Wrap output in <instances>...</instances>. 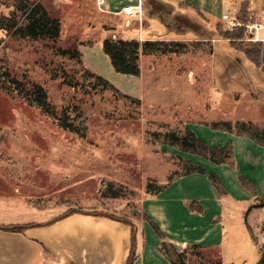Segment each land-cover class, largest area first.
Listing matches in <instances>:
<instances>
[{
	"label": "rangeland",
	"instance_id": "374dc122",
	"mask_svg": "<svg viewBox=\"0 0 264 264\" xmlns=\"http://www.w3.org/2000/svg\"><path fill=\"white\" fill-rule=\"evenodd\" d=\"M19 1L0 0V12H15L24 20ZM25 1L40 2L61 20L62 32L56 40L32 39L0 29V175L35 180L42 207L87 208L133 224L141 218L147 183L159 184L151 176H162L169 166L172 179L196 165L186 159L192 153L172 144L173 133L184 135L196 123L264 122V64L253 60L259 48L255 0H227L228 18L222 22L144 1L143 11L163 20L175 35L159 39L179 45L171 46L177 52L141 55L139 76L114 70L97 42L102 27L120 23H99L88 0ZM228 32L243 33L230 39L224 36ZM35 83L47 93L49 113L36 101ZM65 115L75 130L61 126ZM109 182L123 196L104 198ZM81 185L88 186L84 192ZM243 223L257 232L251 216ZM247 238L246 244L230 246L237 253L225 263L219 251L202 248H191L183 259L187 264H255V245L262 254L264 244L250 232Z\"/></svg>",
	"mask_w": 264,
	"mask_h": 264
},
{
	"label": "crops",
	"instance_id": "0c3cea01",
	"mask_svg": "<svg viewBox=\"0 0 264 264\" xmlns=\"http://www.w3.org/2000/svg\"><path fill=\"white\" fill-rule=\"evenodd\" d=\"M144 1L88 0L99 23L113 19L120 23L112 29L102 27L97 42L100 48L103 49V40L108 36L141 41L175 37L168 24L143 11ZM151 1L177 13L187 8L215 22L224 21L228 14L227 0ZM127 5L139 9L140 14L133 18L123 13ZM253 5L264 64V0H255ZM254 123L264 127V122ZM188 127L210 147L232 146V158L222 164L186 153L187 160L216 174L222 189L214 186L208 174L198 172L169 179L170 167H165L162 176H151L165 188L157 193L143 192L141 218L133 224L87 208L67 212L61 206L52 210L42 207L34 193L41 186L35 180H26L25 176L17 174L0 175L4 182L0 184V264H127L133 253L136 256L133 264H171L159 252L162 240L145 216L161 228L178 252H188L197 245L219 251L223 263L229 255L237 253L230 246L247 243L248 232L254 239L258 236L259 245L264 244V206H258L264 199V147L251 138L215 130L205 124ZM239 176L248 185H242ZM87 187L81 185L82 191ZM27 188L32 189L27 192ZM244 216L253 218L257 232L245 227ZM17 225L27 227L23 231L4 228ZM259 249L256 244L253 263L261 256ZM239 255L234 254V257Z\"/></svg>",
	"mask_w": 264,
	"mask_h": 264
},
{
	"label": "trees",
	"instance_id": "16d2710c",
	"mask_svg": "<svg viewBox=\"0 0 264 264\" xmlns=\"http://www.w3.org/2000/svg\"><path fill=\"white\" fill-rule=\"evenodd\" d=\"M17 9L24 11V20L19 21L15 12H13L9 16L0 12V29L9 31L10 33H12V35L20 36L23 38L30 37L32 39H40L47 37L48 39L56 40L60 37L62 32L61 20L59 18L52 17L40 2L29 5L27 1L20 0L19 4L17 5ZM242 33L243 32H228L224 34V36L225 38L234 39L239 38ZM178 45L179 43H177L176 41H165L161 39L145 40L141 42L139 39H115L112 36H108L103 40V52L109 58L116 72L129 76H139L141 72V55H149L159 51L163 53L177 52V49L171 46ZM253 60L258 65L262 64L260 45L257 50V55ZM88 74L94 77L97 81L108 84L101 75H97L90 71H88ZM13 82L17 83V85H21V83L16 79H13ZM1 88L8 89L6 84L2 81ZM32 88L33 92H35L37 103L42 107V109L49 113L50 104L48 103V96L45 89L41 85L36 83L32 85ZM68 119L69 117H67L66 115L61 117V126L65 129L75 130L74 125L70 123ZM209 127L215 130L226 131L239 136L251 138L256 143L264 147V127L261 128L252 122L236 121L235 123H233L230 121H222L209 125ZM172 137L173 145H177L184 151L199 155L217 164L229 162L233 155L232 146L218 148L210 147L205 141L198 138L195 133L189 129L186 130V133L184 135L179 136L173 133ZM194 172L208 174L214 186L218 190L222 189V185L218 176L214 173H208L204 168L200 166L191 164V167L187 169L184 174L186 175ZM239 180L242 185L246 186L247 181L242 176H239ZM115 187V183L109 182L105 192L103 193V196L112 198L123 196V193L115 189ZM164 188V185H159L157 183H153L152 181H149L146 185L147 192L150 193H157ZM260 202L264 203V199H262ZM106 216L123 221L112 215ZM145 219L151 224L155 233L162 240L161 245L158 249L159 252L164 254L169 259L171 264H187L183 259L186 252H178L174 245L166 239L161 228L148 216H145ZM26 227L27 226L24 225H17L4 228L13 231H23ZM198 247L199 246L197 245L194 246V248ZM135 257V253L131 254L127 264H133L135 261Z\"/></svg>",
	"mask_w": 264,
	"mask_h": 264
},
{
	"label": "built area",
	"instance_id": "2783aa9c",
	"mask_svg": "<svg viewBox=\"0 0 264 264\" xmlns=\"http://www.w3.org/2000/svg\"><path fill=\"white\" fill-rule=\"evenodd\" d=\"M122 12L127 14L130 17H133V18L137 17L140 14L139 9L135 10L134 6H132V5H127V6L123 7ZM227 18H228V16L225 15L224 20H226ZM230 23H232L231 20H230ZM256 28L258 29V27H256Z\"/></svg>",
	"mask_w": 264,
	"mask_h": 264
},
{
	"label": "water",
	"instance_id": "95a60500",
	"mask_svg": "<svg viewBox=\"0 0 264 264\" xmlns=\"http://www.w3.org/2000/svg\"><path fill=\"white\" fill-rule=\"evenodd\" d=\"M258 206H264V203H261ZM248 214H249V211L247 212V215ZM255 264H264V252H262L259 260Z\"/></svg>",
	"mask_w": 264,
	"mask_h": 264
}]
</instances>
